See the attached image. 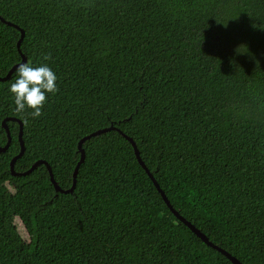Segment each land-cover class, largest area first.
Masks as SVG:
<instances>
[{"label":"trees","instance_id":"16d2710c","mask_svg":"<svg viewBox=\"0 0 264 264\" xmlns=\"http://www.w3.org/2000/svg\"><path fill=\"white\" fill-rule=\"evenodd\" d=\"M0 16L58 77L39 117L13 110L16 71L0 81V145L4 119L24 125L16 171L45 160L68 189L80 141L115 126L183 217L264 264V0H0ZM20 37L0 18V76ZM7 125L0 264H235L173 213L119 130L82 143L62 193L44 163L12 174Z\"/></svg>","mask_w":264,"mask_h":264},{"label":"water","instance_id":"95a60500","mask_svg":"<svg viewBox=\"0 0 264 264\" xmlns=\"http://www.w3.org/2000/svg\"><path fill=\"white\" fill-rule=\"evenodd\" d=\"M0 18L4 21V22H7L8 24L10 25H13L15 26L16 28H18L20 31H21V37L20 39L18 40V43H17V46H18V49H19V52L22 54V60L21 62L15 64L10 70L9 72L5 75V76H0V81H6L8 79H10V77L13 75V73L15 72L16 70V67H18V64L20 63H27V57L26 55H24L22 53V50H21V44H22V41L24 39V36H25V30L20 28L18 25L12 23V22H9V21H6L3 17L0 16ZM10 119H13V120H17L19 121L20 123V132H19V140H20V144H21V150L20 152L11 160V172L13 175H26V174H29L30 172H32L40 163H44L47 165L48 169H49V172H50V177H51V181L52 183L54 184L55 188H56V191L57 192H62V193H72L76 187V182H77V176H78V171H79V168L81 166V164L84 162L85 160V150L82 148V143L87 140V139H90L92 136H95V135H99V134H102L104 132H107L109 130H112V129H116V130H119V128L115 127V126H110V127H106V128H103V129H99V130H96L94 132H92L91 134L85 136L81 141H80V144H79V149L81 150V159L80 161L77 163V166L74 170V174H73V184L70 188L68 189H64L62 188L55 176H54V173H53V170L50 166V164L45 161V160H38L37 162H35L33 164V166L25 171V172H18L16 171L15 169V164H16V161L17 159H19L25 152V149H26V146H25V142H24V138H23V128H24V125H23V122L15 117L13 118H6L3 120V126L6 128L7 130V134H8V141L7 143L4 145V146H1L0 145V152H5L9 146H10V143H11V140H12V137H11V133H10V130H9V127L7 125V121L10 120ZM131 143L132 145L134 146V149H135V153L137 155V158L139 160V162L141 163V165L146 169V171L148 172V174L150 175L151 179L154 181L155 185L157 186L158 190L161 192V194L163 195L165 201L167 202L168 206L171 208V210L173 211V213L181 220L183 221L187 226L190 227L191 230H193L199 237H201L207 244L219 249L222 253L226 254L230 259H232V261L235 263V264H242L236 257H234L233 255H231L229 252H227L225 249L219 247L218 245L214 244L212 241L209 240V238L207 237L206 234H204L203 232H201L192 222H190L189 220H187L185 217H183L173 206L172 204L170 203L167 195L165 194V192L163 191V189L160 187L158 181L155 179L153 173L147 168L145 162L142 160L141 158V155H140V151L138 149V146L136 144V142L134 141V139L123 133L122 131H120Z\"/></svg>","mask_w":264,"mask_h":264},{"label":"clouds","instance_id":"9594fccd","mask_svg":"<svg viewBox=\"0 0 264 264\" xmlns=\"http://www.w3.org/2000/svg\"><path fill=\"white\" fill-rule=\"evenodd\" d=\"M15 71V78L7 88L13 99V110L20 115L39 117L48 96L58 90L55 71L45 63H20Z\"/></svg>","mask_w":264,"mask_h":264},{"label":"rangeland","instance_id":"374dc122","mask_svg":"<svg viewBox=\"0 0 264 264\" xmlns=\"http://www.w3.org/2000/svg\"><path fill=\"white\" fill-rule=\"evenodd\" d=\"M22 230V229H21Z\"/></svg>","mask_w":264,"mask_h":264}]
</instances>
